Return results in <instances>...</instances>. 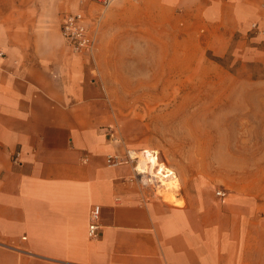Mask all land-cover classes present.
<instances>
[{"label":"crops","instance_id":"crops-1","mask_svg":"<svg viewBox=\"0 0 264 264\" xmlns=\"http://www.w3.org/2000/svg\"><path fill=\"white\" fill-rule=\"evenodd\" d=\"M71 12L97 23L94 59L62 35ZM114 45L264 65V0H113L104 13L94 0H0V264H264L258 195L219 196L208 179L158 192L131 162L110 163L130 147L94 76Z\"/></svg>","mask_w":264,"mask_h":264},{"label":"rangeland","instance_id":"rangeland-1","mask_svg":"<svg viewBox=\"0 0 264 264\" xmlns=\"http://www.w3.org/2000/svg\"><path fill=\"white\" fill-rule=\"evenodd\" d=\"M188 49L145 53L114 45L94 71L114 114L111 127L139 159L148 158L144 149L157 151L174 170V186L159 178L145 183L158 192L208 179L217 189L264 199V65Z\"/></svg>","mask_w":264,"mask_h":264},{"label":"built area","instance_id":"built-area-1","mask_svg":"<svg viewBox=\"0 0 264 264\" xmlns=\"http://www.w3.org/2000/svg\"><path fill=\"white\" fill-rule=\"evenodd\" d=\"M101 6L102 13H104L112 4L113 0H94ZM61 32L63 37L67 40L74 53L89 54L93 59L95 57L97 39H98V26L97 23L92 24L88 21L87 16L82 12L67 13L61 24ZM146 156H148L147 149L142 150ZM158 153V152H157ZM19 153H16L15 159H17ZM139 160V154L135 150L128 149L125 156L122 155H110L109 161L112 164H120L124 162H131L134 165V171L137 179L146 183L143 179V175L139 173L137 164ZM151 181V182H156ZM149 183V182H148ZM217 194L219 196H225L226 190L218 189ZM101 207L95 205L92 214L91 222L89 225V236L91 238H97L99 236L100 225L98 219L100 216Z\"/></svg>","mask_w":264,"mask_h":264},{"label":"bare ground","instance_id":"bare-ground-1","mask_svg":"<svg viewBox=\"0 0 264 264\" xmlns=\"http://www.w3.org/2000/svg\"><path fill=\"white\" fill-rule=\"evenodd\" d=\"M148 158H140L137 165L139 173L143 175L145 182L155 181L156 179L164 184L166 181L174 186L177 184L178 177L173 169L168 167L162 161H160L157 151H150L147 149ZM167 179V180H166ZM169 188V187H168ZM169 198H174V195H167Z\"/></svg>","mask_w":264,"mask_h":264}]
</instances>
